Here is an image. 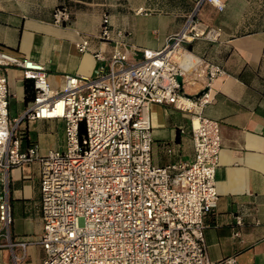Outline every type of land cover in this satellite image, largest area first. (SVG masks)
I'll list each match as a JSON object with an SVG mask.
<instances>
[{
  "label": "built area",
  "instance_id": "obj_1",
  "mask_svg": "<svg viewBox=\"0 0 264 264\" xmlns=\"http://www.w3.org/2000/svg\"><path fill=\"white\" fill-rule=\"evenodd\" d=\"M203 2L220 11L225 7L223 0H194L181 28L158 49L131 45L122 50L127 33L117 30L113 37L109 13L103 12L94 36L99 44L92 49L93 74H67L61 89L50 87L43 63L0 48V68H20L34 90L32 102L11 125L8 80L0 74V169L7 175L14 167L39 163L43 232L17 244H40L41 264H218L207 255L203 229L206 215L217 206L221 137L218 121L204 110L213 100L212 81L226 71L215 62L202 68L183 62L185 44L221 37L220 27L198 17ZM69 18L67 7L54 9V23ZM89 44L90 37L82 35L76 46L86 51ZM106 45H111L108 56ZM190 72L203 75L197 96L183 90ZM152 104H170L189 115L191 159L153 163ZM24 119H62L64 149L42 153L35 143L22 147L17 127ZM235 221L241 225V216ZM0 222V248L12 247L11 207L1 192ZM222 263L238 264L234 257Z\"/></svg>",
  "mask_w": 264,
  "mask_h": 264
},
{
  "label": "crops",
  "instance_id": "obj_2",
  "mask_svg": "<svg viewBox=\"0 0 264 264\" xmlns=\"http://www.w3.org/2000/svg\"><path fill=\"white\" fill-rule=\"evenodd\" d=\"M223 1L221 11L208 2L198 10L203 23L221 28L220 39L185 44L183 59L189 65L196 62V68L205 62L219 63L226 71L212 81L213 100L204 110L219 123L221 148L215 170L217 206L205 217L203 235L209 259L218 264L228 257L238 264H264V0ZM58 6L70 13L63 24L53 21ZM193 6L194 0H0V48L43 63L50 87L61 89L67 74H93L92 49L99 44L94 36L103 12L109 13L113 37L117 30L127 33L122 50L131 45L158 49L181 28ZM140 7L143 12H136ZM82 35L90 37V50H78ZM104 50L108 56L111 45ZM0 74L7 76L13 125L32 102V81L18 67L0 68ZM202 76L187 74L183 90L192 95L201 91ZM150 120L154 164L165 166L193 157L187 113L170 104H152ZM17 131L24 148L35 143L44 153L65 147L62 119H24ZM0 192L8 196L9 236L16 243L0 248V264H15L16 258L20 264H41L45 251L40 244L25 248L17 244L36 240L43 232L39 163L14 167L7 175L0 169ZM236 215L241 216V225L236 224Z\"/></svg>",
  "mask_w": 264,
  "mask_h": 264
},
{
  "label": "water",
  "instance_id": "obj_3",
  "mask_svg": "<svg viewBox=\"0 0 264 264\" xmlns=\"http://www.w3.org/2000/svg\"><path fill=\"white\" fill-rule=\"evenodd\" d=\"M179 80H180V78H179ZM201 92H202V90L199 91L198 93H196L195 96L199 95Z\"/></svg>",
  "mask_w": 264,
  "mask_h": 264
}]
</instances>
